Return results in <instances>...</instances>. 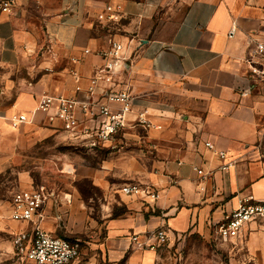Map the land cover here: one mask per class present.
<instances>
[{
  "label": "crops",
  "instance_id": "1",
  "mask_svg": "<svg viewBox=\"0 0 264 264\" xmlns=\"http://www.w3.org/2000/svg\"><path fill=\"white\" fill-rule=\"evenodd\" d=\"M114 1L135 38L136 54L124 78L137 98L136 111L147 110L162 129L130 120L114 142L91 149L51 118L54 110L34 114L45 96L84 100L103 64L98 51L108 45L95 29L105 2L16 0L11 14L0 15V66L40 78L20 84L15 102L0 108V142L14 130L9 118L25 114L30 122L19 128L25 150L49 139L80 144L89 156L64 160L74 180L52 191L41 223L53 236L80 241L75 264H157L156 252L137 249L134 236L146 241L166 228L171 237L192 232L210 238L240 201L264 200V81L251 75L247 62L251 40H264V0ZM4 82L0 100L6 101L17 86ZM216 152H225L226 159ZM224 164L229 169L222 170ZM81 180L96 189V202L85 199ZM22 181L27 188L25 176ZM128 184L154 186L161 198L124 196L119 191ZM6 216L0 213V231L14 237L30 229ZM232 250L236 264H264L263 228L249 226ZM6 257L0 250V259Z\"/></svg>",
  "mask_w": 264,
  "mask_h": 264
},
{
  "label": "built area",
  "instance_id": "2",
  "mask_svg": "<svg viewBox=\"0 0 264 264\" xmlns=\"http://www.w3.org/2000/svg\"><path fill=\"white\" fill-rule=\"evenodd\" d=\"M15 5L16 0H0V15L11 14ZM125 21L129 19L118 3L105 4L103 11L98 14L97 25L106 35L108 45L98 51L103 64L90 79L84 100L78 97L45 96L34 111L37 114L54 110L55 114L51 118L60 120L71 138L80 141L87 148H103L114 142L119 134L129 128L130 120L147 130L162 129L150 121L147 110L137 113V98L124 78L130 71L136 54L135 38L127 34L129 23ZM235 32L236 29L233 28L229 36L233 37ZM251 45V57L247 60L251 75L264 81V40L253 39ZM77 92L82 93L80 87ZM8 121L15 129L30 122L25 114L14 115ZM207 148L216 151L211 143H207ZM216 154L221 160L226 159L225 152ZM229 166L230 164H224L222 170L229 169ZM194 170L200 176H208L198 167H194ZM119 192L146 202H157L161 198V192L154 186L142 184L124 185ZM52 197V192L39 187L21 189L13 196L10 220L30 225V229L16 233L13 239V247L24 264H75L81 256L80 241L53 236L41 227L46 217L45 206ZM251 225L264 227V200L248 198L240 201L238 207L219 225L217 234L223 241L235 242L243 238ZM174 237L169 235L166 228H160L147 236L146 241H140V237L136 235L132 242L137 249L156 250L171 243Z\"/></svg>",
  "mask_w": 264,
  "mask_h": 264
},
{
  "label": "rangeland",
  "instance_id": "3",
  "mask_svg": "<svg viewBox=\"0 0 264 264\" xmlns=\"http://www.w3.org/2000/svg\"><path fill=\"white\" fill-rule=\"evenodd\" d=\"M101 1L105 4L117 2ZM179 16L180 13L174 18V25ZM171 32L172 28L167 29L168 34ZM97 35L101 37L99 33ZM39 78V74L29 76L25 69L7 70L0 66V94L4 88L5 79L17 86L6 101L0 100V108L5 109L15 102L20 93V84L35 83ZM127 83L131 86L129 80ZM13 129L12 134L7 135V138L0 142V213L7 215L6 220L10 218L9 209L14 194L26 188L23 186V176L28 180L27 188L39 187L50 192L58 188L63 189L74 180L70 171L66 169L64 160L68 157L79 156V160L89 157L79 146L80 144L72 146L67 143L57 144L49 139L33 143L25 150L19 140V128ZM78 187L86 200L93 197L95 202L97 201L99 194L88 180L79 181ZM261 228L264 230V227ZM13 239L14 237L9 233L0 231V245H3L0 250L7 256L6 261L0 259V264H24L13 247ZM232 245L234 242L221 240L217 231L214 230L210 238L192 232L177 235L171 243L158 247L154 251L157 254V264H236Z\"/></svg>",
  "mask_w": 264,
  "mask_h": 264
},
{
  "label": "trees",
  "instance_id": "4",
  "mask_svg": "<svg viewBox=\"0 0 264 264\" xmlns=\"http://www.w3.org/2000/svg\"><path fill=\"white\" fill-rule=\"evenodd\" d=\"M126 22V21H125ZM128 23V22H127ZM98 24V23H97ZM96 24V26H95V29L96 30H99V28H98V25ZM100 31V30H99ZM100 33H102L101 31H100ZM93 187V186H92ZM95 189V188H94ZM96 190V189H95Z\"/></svg>",
  "mask_w": 264,
  "mask_h": 264
}]
</instances>
